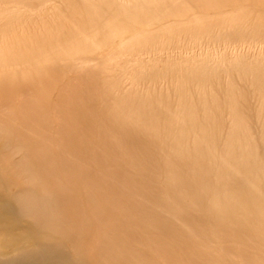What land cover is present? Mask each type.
I'll return each mask as SVG.
<instances>
[{"label":"bare ground","instance_id":"bare-ground-1","mask_svg":"<svg viewBox=\"0 0 264 264\" xmlns=\"http://www.w3.org/2000/svg\"><path fill=\"white\" fill-rule=\"evenodd\" d=\"M38 42L6 61L31 64L35 77L0 74V264H264V151L246 149L247 124L238 126L256 109L264 148V76L250 83L255 107L252 92L229 89L201 104L197 75L194 97L183 78L174 85L173 106L162 89L131 100L111 96L113 81L87 68L92 59L46 65L55 39Z\"/></svg>","mask_w":264,"mask_h":264},{"label":"rangeland","instance_id":"rangeland-1","mask_svg":"<svg viewBox=\"0 0 264 264\" xmlns=\"http://www.w3.org/2000/svg\"><path fill=\"white\" fill-rule=\"evenodd\" d=\"M262 2L264 0H248L245 2L248 4L235 2L228 6L217 0H10L5 5L0 0V74L18 67L27 72L26 77H35V68L32 69L34 66L31 64L8 66L7 59L17 58L24 51L36 52L39 39L46 38L52 42L55 39V50L45 46L52 58L46 65H60L70 60L79 62L84 57L92 59L87 68L92 69L97 77L96 73L104 72L99 77L106 76L113 81L111 96L124 93L133 100V95H157V91L162 89L158 96L168 93L171 97L164 96H168L167 101L173 106L176 102L172 90L174 85L181 83L180 78H183L182 87L188 94L190 90V97L191 94L194 97L191 90L197 91L194 89L197 82L189 78L197 75L206 82L201 87V94L204 91L205 95L200 100L201 104L204 101L206 105L210 96L217 101L225 100L223 94L230 90L235 95L252 92L248 101L249 106L253 104L255 107L258 97L253 93L254 88L250 89V83L254 76H260L259 79L264 76ZM220 4L223 6L218 9ZM63 19L68 20L65 22ZM68 37L73 40L66 44ZM71 80L76 82L74 78ZM226 89L229 90L226 92ZM254 110L249 112V118L243 117L248 118L244 119L247 123L242 119L244 125L241 121L238 126L245 128L247 124L249 144H246V149L251 148L259 155L264 151L260 135L262 121L255 119L257 114ZM223 111L220 134L215 141L219 147L232 117L229 118L230 111ZM192 128H189V136L182 139L183 148L190 152L194 145L190 134L193 133ZM236 142L238 144V140ZM201 145L199 147L204 148V144ZM160 147L158 149L164 152L169 148ZM199 147L196 148L201 152L203 149ZM156 156L157 164L163 166V156Z\"/></svg>","mask_w":264,"mask_h":264}]
</instances>
